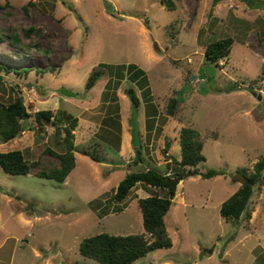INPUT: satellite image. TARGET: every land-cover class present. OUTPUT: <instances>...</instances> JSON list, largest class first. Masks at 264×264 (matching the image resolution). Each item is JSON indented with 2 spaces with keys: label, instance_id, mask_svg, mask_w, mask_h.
<instances>
[{
  "label": "rangeland",
  "instance_id": "obj_1",
  "mask_svg": "<svg viewBox=\"0 0 264 264\" xmlns=\"http://www.w3.org/2000/svg\"><path fill=\"white\" fill-rule=\"evenodd\" d=\"M168 1L173 9L163 0H0V65L20 72L0 67V102L22 97L32 114L61 109L79 118L71 185L36 176L37 167L16 175L0 166V264H100L80 253L83 239L144 232L139 198L167 191L138 183L117 201L116 187L129 171L174 170L165 148L174 143L172 156H180L186 126L201 132L207 160L177 186L166 216L172 247L132 264H264V182L255 187L249 215L227 221L220 213L241 185L234 176L249 175L264 157V0H220L214 7L213 0ZM31 26L42 34L26 36L23 29ZM226 36L235 39L230 54L211 63L207 44ZM130 64L144 77L133 82ZM93 70L102 76L87 90ZM110 71L118 79L107 88ZM62 87L80 97L62 95ZM130 88L140 99L143 162L124 159L125 167L108 179L104 164L122 163L113 155L115 142L126 136L132 154L137 148ZM171 97L180 99L174 115L167 111ZM29 122L14 140L0 141V151L20 149L29 162L58 164L45 152L63 150L58 125L40 129L33 116ZM210 168L222 173H198Z\"/></svg>",
  "mask_w": 264,
  "mask_h": 264
},
{
  "label": "trees",
  "instance_id": "obj_2",
  "mask_svg": "<svg viewBox=\"0 0 264 264\" xmlns=\"http://www.w3.org/2000/svg\"><path fill=\"white\" fill-rule=\"evenodd\" d=\"M169 9L174 8L172 1L163 0L166 2ZM174 25L169 26L172 30V37H175ZM24 34L28 37L33 35H41L42 29L31 26L23 29ZM14 44H21L18 35L9 36ZM233 36H226L210 41L205 49V57L211 63L218 65L220 61L226 58L234 44ZM47 51V50H44ZM6 72L14 71L8 66L0 65ZM51 70H55L51 68ZM16 73H20L16 71ZM112 77L118 79L116 72H112ZM129 78L133 82L144 77V71L135 64L129 65ZM102 76V71L93 70L85 85L87 90L94 87L98 79ZM123 78V77H122ZM112 79L109 80L107 88H110ZM129 91L133 94V98L138 105L140 99L136 95L133 88ZM146 91V90H145ZM144 91V94L146 93ZM109 92V91H107ZM150 94V93H149ZM106 96V95H105ZM146 96H148L146 94ZM150 96H148L149 100ZM180 102L178 97H171L168 103V113L174 115L176 108ZM34 117L35 121L40 125V129L47 123L57 124L56 129L57 143L63 145V150L57 152L52 148H45V152L49 156L58 159L56 165H46L42 163L29 162L26 159L25 153L20 149L9 151H0V166L6 173L16 175H27L32 172L33 168L37 167L36 176L46 179H52L59 183H64L76 166V145H75V129L78 126L79 118L72 115H67L61 109L56 112L50 109H41L30 113L26 105L22 102V97L4 104L0 102V141L9 142L20 136L23 131L30 127L29 118ZM27 121V122H26ZM64 121L66 123H64ZM62 125V126H61ZM63 127L64 134H60L59 128ZM32 128V127H31ZM61 140H60V139ZM178 141L181 145V159L178 160L172 155H168L175 168L169 165L171 173L162 172L156 168H147L140 171H129L118 183L114 199L123 201L132 189L138 184L143 183L147 186L159 187L166 190L164 196L152 194L147 197H141L138 204L142 211L144 232L130 233L127 235L110 234L101 232L83 239L79 245L80 253L90 259L98 261L100 264H132L138 259L146 256L149 252L160 249L169 248L173 245V240L168 231L166 216L174 205V198L177 192L178 181H171L170 178L183 177L186 172L194 171L197 167L206 162V156L203 152L204 141L201 132L194 127H183ZM165 151L171 147V143L167 144ZM141 144L136 149L134 162H143ZM95 160L104 161L97 156L91 155ZM254 170L247 175V181L225 199L220 207V213L227 221L239 220L242 215L248 211L249 202L254 194L255 187L264 182V157L259 159L254 164ZM173 170V171H172ZM203 178H212L220 175L222 172L210 168L204 172H198ZM249 215V213L247 212Z\"/></svg>",
  "mask_w": 264,
  "mask_h": 264
},
{
  "label": "water",
  "instance_id": "obj_3",
  "mask_svg": "<svg viewBox=\"0 0 264 264\" xmlns=\"http://www.w3.org/2000/svg\"><path fill=\"white\" fill-rule=\"evenodd\" d=\"M218 1H220V0H213V7L217 4ZM206 69L214 72V68L212 66H208ZM201 74H202L201 72L198 73L197 75H195V78H198L199 76H201ZM61 94L65 95L67 97H73V98L80 97L79 94H77L74 91L69 90L66 87H62ZM129 96L131 98V102H132V105H133L132 115H131V118H130L131 126H132L131 144L134 147H139L142 144L141 135H140L139 105L134 100L133 94L131 92L129 93ZM22 102H24L23 99H22ZM59 132H60V129H59ZM192 173L193 172L185 173V176H189V174H192ZM182 179H183L182 177L170 178L171 181H178V182H180ZM233 179H234V181H239L241 184H243V183H245L247 181L248 178H247V175L245 173L240 172V173L236 174Z\"/></svg>",
  "mask_w": 264,
  "mask_h": 264
},
{
  "label": "crops",
  "instance_id": "obj_4",
  "mask_svg": "<svg viewBox=\"0 0 264 264\" xmlns=\"http://www.w3.org/2000/svg\"><path fill=\"white\" fill-rule=\"evenodd\" d=\"M112 78L113 77L111 75V77H110L109 80H111ZM96 84H97V82H96ZM96 84L94 85L93 88L96 87ZM93 88H91L90 90H93ZM115 143L118 144V146H117L118 147V149H117V152L118 153H115L114 152L113 155H116L118 157V160H120V162H122L125 159L126 162L129 163V161H131V159H132L133 156H134V159H135V155L131 153V148L129 147V137L127 138L126 136H124V137L122 136V139L119 138L118 141L115 142ZM110 145H112V143ZM166 147H168V146H166ZM174 147H176V146H174V143H173L172 146H171V148H169V150L167 151V155H173L174 156V154L172 153V151L175 150ZM135 154H136V152H135ZM177 159L178 160L181 159V153H180V156H178ZM167 162L169 164L171 162V159H169ZM125 164L126 163H123V162L120 163V164H108V163L104 164V166L107 167L106 175H107L108 179L111 178V176L117 172V169L125 167ZM168 170H170V171H168V174H170L171 173V169H168ZM108 179H107V181H108ZM72 181L73 180L69 179V177H68L65 182L68 183V185H71Z\"/></svg>",
  "mask_w": 264,
  "mask_h": 264
},
{
  "label": "clouds",
  "instance_id": "obj_5",
  "mask_svg": "<svg viewBox=\"0 0 264 264\" xmlns=\"http://www.w3.org/2000/svg\"><path fill=\"white\" fill-rule=\"evenodd\" d=\"M199 77H201V76H199ZM199 77H198V78H199ZM186 173H191V172H186ZM182 178H183V177H182ZM182 180H183V179H182ZM182 180H181V181H182ZM181 181H180V182H181ZM180 182H179V183H180Z\"/></svg>",
  "mask_w": 264,
  "mask_h": 264
}]
</instances>
